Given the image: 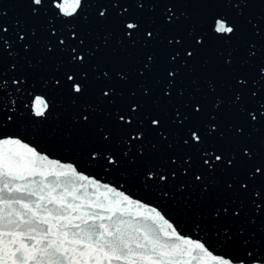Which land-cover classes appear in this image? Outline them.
I'll list each match as a JSON object with an SVG mask.
<instances>
[{"label": "water", "instance_id": "95a60500", "mask_svg": "<svg viewBox=\"0 0 264 264\" xmlns=\"http://www.w3.org/2000/svg\"><path fill=\"white\" fill-rule=\"evenodd\" d=\"M31 7L19 0H0L4 12L2 23L6 29L0 44L7 42L10 45L4 49V79L8 91L21 106L30 91L36 94L43 91L50 97L52 108L44 122V133L45 138L57 147L50 158L68 156L81 169L89 168V175L109 184L117 180L131 181L134 176L143 175L149 165L155 173L167 160L171 164L168 170L176 173L175 178L168 177L170 185L135 195L162 202L173 215L186 213L190 221L206 228L209 235L215 233L221 240L230 238L233 249L241 256L250 254L249 258L258 257L264 262V175L261 174L264 173V151L259 147L260 141L264 140V117L260 115L264 112L261 107L264 105V77L259 72L264 67V3L245 6L188 0L150 5L147 0H140L139 4L115 5L121 10V16L117 18L112 4H90L85 0L83 11L75 20L57 18L56 10L50 5H46L49 8L46 14L33 16ZM236 7L244 10L247 19L237 21L236 34L229 43H225L224 37L209 36L203 47L196 44L195 36L202 31L203 19L219 13L234 17ZM101 9L108 10L107 19L99 17ZM169 9L172 19L164 24ZM135 17L140 19L141 35L144 29L153 31V27L163 25L158 32L153 31L154 41L128 43L119 21ZM149 20L155 24L149 26ZM67 24L75 26L71 40L67 35ZM193 28L195 32L190 38L188 32ZM59 40L65 41L68 51H60L63 46ZM80 41H83L82 45ZM72 48H75L72 56L84 55L83 65L76 61L69 63L68 53ZM85 48L92 53L91 59L83 51ZM193 48V56L190 59L184 57V51ZM177 51L181 56L170 62L169 57ZM148 56H152L155 63L151 73L144 69L145 63H152ZM182 59L185 60L183 66ZM94 64L97 65L95 71L92 69ZM177 69L173 86L165 95L158 81H166L168 71ZM102 70L108 72L110 79L101 75ZM82 72L87 74L83 94L76 96L70 89L60 90L68 75L79 81ZM13 79L17 85H12ZM238 80L244 83L238 84ZM55 81L60 84H54ZM105 92L108 96H103ZM237 93L239 100H236ZM218 100L222 103L214 109ZM83 105L91 107L85 110ZM133 105L150 115L144 127L139 128L143 132L142 138L125 146L120 137L130 126L121 122L117 127L114 117L128 118L127 112ZM240 106L246 109L243 118L237 111ZM197 107L201 129L198 134L202 140L208 137L203 148L190 140L187 129L192 128L193 122L184 119ZM248 112L258 118L251 125ZM210 114L216 119L209 121ZM82 115L88 116L87 122L81 119ZM137 118L143 119V115L131 117L133 125ZM152 119L158 120L159 126H152ZM205 123L214 124L216 130L208 135ZM237 127L242 128L243 135L237 136ZM104 134H108L110 140L99 145L98 139ZM117 141H120L119 145ZM210 146L217 149L213 158L220 155L224 161L221 164L210 159L214 168L211 173L203 165L207 155L201 157V152L207 153ZM241 148L255 149V152L249 157ZM92 149L101 150L99 158L109 170L107 176L102 168L86 163ZM125 151L127 155L123 154ZM105 154L113 156L117 162L115 168L107 165ZM173 159L175 164H172ZM163 166L167 169L166 164ZM257 167L261 173L255 171ZM180 169L184 170V175ZM197 175L200 180L196 179ZM155 179L158 182V176ZM254 190L260 195L253 196ZM184 234L193 238L203 235L199 229ZM219 252L217 247L213 254Z\"/></svg>", "mask_w": 264, "mask_h": 264}, {"label": "snow or ice", "instance_id": "6c2138e0", "mask_svg": "<svg viewBox=\"0 0 264 264\" xmlns=\"http://www.w3.org/2000/svg\"><path fill=\"white\" fill-rule=\"evenodd\" d=\"M19 2L30 4L33 16H39L42 12L46 14L49 11L46 5H50L56 10L57 18L75 20L83 11L85 0L59 2L19 0ZM132 2L139 4L140 0H88L90 4H112L117 18L121 16V10L115 8V5ZM147 2L150 5H167L188 0ZM197 2L246 6L250 3H264V0H197ZM167 11L169 15L164 16V24L170 23L172 19L171 10ZM3 15V9L0 8V41H3V34L6 32L2 23ZM98 15L101 19H107L108 10L101 9ZM241 18L247 19L244 10L236 7L234 17L219 13L203 19L202 31L195 36L196 44L203 47L205 38L209 36L224 37L225 43H229L230 38L236 34V23ZM119 22L123 24L125 39L132 45L137 41L144 44L154 41L156 37H153V31L158 32L159 28L163 27V25L159 28L153 27V31L144 29L141 35L139 17L124 18ZM154 24L155 21H148L149 26ZM65 27L71 40L74 37L72 29L75 26L67 24ZM194 32V28L189 29L188 36L193 37ZM79 43L82 45L83 41ZM179 43L178 40L177 44ZM59 44L63 46L61 52L68 51L69 46L65 45L64 40H59ZM8 47L10 45L7 42L0 44V264H264L258 257L249 258L250 254L241 256L233 249L230 238L221 240L215 233L209 235L206 228H201L199 224L190 221L186 213L181 215L177 212L173 215L162 206V202L135 195L141 191L152 192L170 185L168 177L175 178L176 173L168 170L171 169V164H168L167 160L163 161L155 173L149 165L143 175L134 176L131 181L117 180L109 184L101 182L95 175H89V168L81 169L68 156L50 158L57 151V147L45 138L44 133V122L52 108L50 97L43 91L39 94L30 91L22 106L17 103V99L8 91V83L4 79V49ZM83 51L89 59L92 58V53L88 49L85 48ZM194 51L195 48L192 51L185 50L183 55L190 59ZM71 52H75V48L68 53L69 63L76 61L83 65L84 55L72 56ZM180 56L181 52L177 51L169 57V61L174 62ZM147 59L153 61L152 56H148ZM180 63L183 66L185 60L182 59ZM154 67V62L144 64V69L149 73ZM96 68L97 65H92L93 71ZM177 72L178 69L168 71L169 79L158 81L165 95H168V89L173 86ZM259 72L264 77V67L260 68ZM140 74L143 75V72ZM101 75L110 79L107 71L102 70ZM117 75L119 76V73ZM86 80L87 74L83 72L80 73L79 81L73 75H68L60 90L70 89L71 93L80 96L85 91ZM11 83L17 85L15 79ZM237 83L242 85L244 81L238 80ZM54 84L59 85L60 81H55ZM209 90H212L211 85ZM16 91H20L19 87H16ZM252 95L255 96V93ZM103 96H108V93H103ZM239 99L240 94L237 93L236 100ZM220 103L222 101L218 100L213 108H218ZM82 107L87 110L91 106ZM237 111L243 118L246 109L240 106ZM199 112L198 107L194 108L193 113L186 115L184 119H191L193 122L192 128L187 129V132H190V140L194 145L198 144L203 148L208 143V137L205 136L202 140L198 134L201 131L200 118L196 114ZM91 114L89 112V115ZM141 114L143 119L137 118L136 125H133L131 117H139ZM149 115L150 113L145 112L143 108L133 105L127 112L128 118L123 115L114 117L117 127L121 122L130 126L127 133L120 137L125 146L142 138L143 132L139 128L148 122ZM247 115L250 117L249 125L258 119L251 112ZM260 115L264 117V112ZM81 119L87 122L88 116L82 115ZM215 119L216 116L209 115V121ZM150 123L152 126H159L156 119H152ZM204 128L208 135L216 130V126L210 123H205ZM236 133L237 136L243 135L242 128L237 127ZM109 140L110 136L104 134L99 137L98 143L104 145ZM120 141H117L118 145ZM184 144H188L187 139L184 140ZM259 147L264 151V140L260 141ZM196 150L200 151V148ZM216 150L210 146L207 153L201 152V157L205 155L208 157L203 159V165L207 167L209 173L214 171L213 163H209L210 159H214V163H224L220 155L213 158V152ZM240 150L249 157L255 152V149L249 151L248 148ZM137 151H140L139 146ZM100 154L101 150L92 149L87 154L86 163L102 168V172L107 176L109 170L99 158ZM123 154L127 155V151ZM104 160L113 168L117 165L111 154H105ZM231 162L227 161L228 164ZM175 163L173 159L172 164ZM165 164L167 169L163 166ZM180 171L181 175H184V170ZM255 171L261 173L259 167ZM157 176L158 182L155 179ZM196 179L200 180V176L197 175ZM259 195V191H253V196ZM198 229L203 233L202 236L193 238L184 234L193 230L197 232ZM217 247L220 252L213 254Z\"/></svg>", "mask_w": 264, "mask_h": 264}]
</instances>
